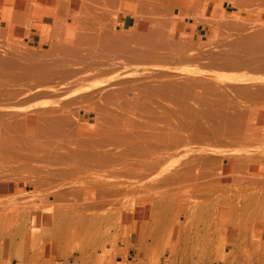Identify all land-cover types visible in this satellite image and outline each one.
Instances as JSON below:
<instances>
[{
  "label": "bare ground",
  "instance_id": "obj_1",
  "mask_svg": "<svg viewBox=\"0 0 264 264\" xmlns=\"http://www.w3.org/2000/svg\"><path fill=\"white\" fill-rule=\"evenodd\" d=\"M186 20L209 26L210 32L187 33ZM33 33L47 50L26 48L23 38ZM162 52L180 55L187 64L203 60L211 69L179 72L161 65L163 70L149 71L144 62L149 72L135 73L117 72L112 65L130 56L150 62ZM96 70L115 75L90 84ZM0 110V162L17 163L16 175H0V241L23 238L26 225L19 232L9 228L39 214L48 218L43 233L56 242L93 240L96 231L82 234V229L102 228L110 210L119 214L118 239L126 228L135 230L142 204L150 230L163 196L156 201L153 188L170 180L177 185L167 183L173 188L164 193L163 208L176 210L171 223L180 227L196 207L190 198L201 185L264 189V0H0ZM167 154L172 160L165 166ZM228 189L223 194H232ZM211 191L212 199L213 192L222 193ZM184 195L187 201L180 199ZM256 195L248 196L256 203ZM216 201L209 221L221 224L216 212L227 200ZM243 213H226L228 226L242 223L239 234L248 224Z\"/></svg>",
  "mask_w": 264,
  "mask_h": 264
},
{
  "label": "rangeland",
  "instance_id": "obj_2",
  "mask_svg": "<svg viewBox=\"0 0 264 264\" xmlns=\"http://www.w3.org/2000/svg\"><path fill=\"white\" fill-rule=\"evenodd\" d=\"M223 1H225V0H223ZM233 11H234V9L231 8L230 6H228L226 13H227V15H231L233 13ZM182 26L187 33L203 35V34L210 32L209 26L199 24V23H196L194 21H188V20L183 21ZM44 37H46V36H44ZM24 38H23V40H24V42H26V48L28 50H31V51L37 50L40 52H44L48 48V46L46 44H38V40H39L38 38L39 37H37V35L34 36V33L31 34L29 37H24ZM27 45H30V46H27ZM161 55H163V56H161ZM158 56L154 57L156 59V61L158 59V61L156 62L157 64H155V65H154V63H155L154 58H151V61L153 59V64H152L150 60H149L150 62H146V61H148V57L136 58L135 56H130V57H123L121 59H118V61L116 59V63L122 62L121 65H120V63L116 64L115 62H113L112 65H115V67L117 65V68L119 67L118 69L115 68L114 66L112 67V65H109L110 67H108V68L117 69V72H120V71L123 72L126 70L131 71L132 70L133 72L136 73L137 71L144 70V69H145V71H146V69L148 71V68H150L149 71H151L153 69V67H154L153 70H156V69L157 70L158 69L163 70V68H164V70H166L170 66L171 70H175V71L178 70L179 72H181L180 69H182V70H187L190 68L198 69L199 67L204 69L205 67H207V64H205L203 60H202L203 63L200 60H197V61H199L197 63L196 59H192L193 62L195 60L198 67L196 66V63L195 62L192 63L191 60H189L191 62L188 64L184 63L185 62V61H183L184 59L182 60V58H179L180 55H177V54L173 55L174 58L176 57V58L180 59V61H179V59H177L176 63L174 62L176 59H174L169 54H165L164 52H162L160 54L159 58H158ZM160 57H162V58H160ZM164 57H165V59L167 57V59L166 60L163 59ZM124 58H131L133 61H131V59H124ZM135 58H136V60H135ZM144 58H146V60H144ZM162 59L164 61H162ZM125 60H126V62H125ZM167 60L171 61L172 64L170 62H168ZM186 61H188V60H186ZM144 62L147 63V65H149V67ZM162 62H163V64H161ZM164 62H165V65H164ZM181 62H183V63H181ZM125 63L126 64L128 63V64L126 65ZM149 63H151L152 65H150ZM174 63H175V65H174ZM123 64L126 65L127 67L129 65H131V66H129L127 69L126 66L122 67ZM180 64H183L186 67V69H184L185 67L183 65H181V68H180ZM156 65H158V66H156ZM159 65H160V67H159ZM161 65H163L164 67L162 66L163 67L162 68ZM191 65H193V67ZM172 66L176 67L177 69L172 67ZM131 67H133V69H131ZM121 68H123V69H121ZM139 68H140V70H138ZM208 68L209 67H207L205 69L207 71H209L211 68L210 69H208ZM96 71H97V73H98V71H100V72L98 74H96V72H94V71H89V72L87 71V73L90 75L93 72L95 73V74L93 73L91 75L92 77L93 76L96 77L95 75H97V77L95 79L91 80L93 83L90 81V79L92 77L89 79L90 84H97L100 82L102 84L101 80H103L107 77H111L112 74H113V76L115 75L114 70H113V72L111 71L112 73L109 72L111 76H108L107 73H103L104 71L103 72L101 70H96ZM87 73H85V74H87ZM98 77H100V78H98ZM96 79H99V80L101 79V80L99 81ZM71 80H72V78H71ZM66 82H70V79L69 80L67 79ZM17 99L18 98L14 99V101L16 100L15 102H17ZM20 100H19V102H20ZM85 105H87V104H85ZM79 112L81 114L83 113L82 110L81 111L79 110ZM91 122H92V120H91ZM0 133H2L1 130H0ZM168 156H169V154L166 155V159L168 158V160L165 162V164H164L165 166L169 165V161L172 160V158H170L171 156H169V157ZM2 163H4V162H2ZM15 163L16 162H14V163L9 162V163H7V166H6V164H5V166H2L4 164L1 165V162H0V167L2 166L0 168V170L4 167L8 168V169H5V168L3 169V173L5 172L4 174H1L2 173V170H1L0 175H6V174L7 175L8 174L9 175H16V173H14V172H16L15 169H16L17 163L16 164ZM8 164H10V165L12 164L11 167H13V168H11ZM6 170H8L10 173L6 172ZM11 172H12V174H11ZM21 175H25V174L21 173ZM136 179H138V178H136ZM138 181L139 180H136V183ZM171 181L174 183L176 180L175 181L170 180L167 182L162 181V183H160L161 185L157 181L154 182V184L156 182L158 184V185H156V187L154 186V188H153V189H155V190H153L154 191V194H153L154 199L158 202L160 200H162V201H160V203L157 202L159 204V207L156 206L157 209H155V210L156 211L158 210L157 211L158 214H156V211L155 212L153 211L154 214H156V216H157L155 219L157 221L154 222L155 224L153 223L154 226H152V229H150V230H149V228H150L149 225L151 222L148 221L149 219L145 220L148 217L145 215V211H141V209L145 210V206L143 207L144 204H142L140 207H138V208H141V209H139L140 211L136 210V218H137L136 219V225L137 226L135 227V230H133L131 227L126 228L124 233H123L125 235L124 237L121 236L120 238L116 239V236H114L117 234V232H116L117 231V225H116L117 223L116 222H118V218H119V216H116V215H119V214H118V211L110 210L109 215L112 216V218L109 216V218L107 219L108 221L106 220L105 223L103 222L104 228L103 227L101 228V226L99 225L98 230H97V228L94 230L93 228H90L88 224H86V226H88V227L84 226V228L82 229V234H85L86 231H89V233H90V230L91 231L93 230V232L96 231L97 236H95V234L91 235V236H93V240H92V237H90V236H88V237L82 236V238L75 240L77 238L76 237L74 239L75 241L73 243L71 242V243H68L66 245H64L66 243V241L60 242V240L57 239L58 242H56L54 240L55 239L54 235H52L50 232L48 233V231H47L46 234L47 233H48V235L51 234L52 235V236L50 235L51 239H50V236L45 235V232L43 233V231H45V228L44 227L42 228V226H45V225H43V224H45L43 222L46 219L48 221V218L46 217V215L43 216V214H39L38 216H40V215H42V216L41 217L36 216V217H34V219L31 218L29 220L27 218V219H25V222H24V220L19 218V220L16 221V223H18V222L19 223L16 225L13 224L9 229L12 230L13 232H17V228H18V232H19L20 229L26 225V227L24 229L25 230L29 229V230H26L29 232H26L27 234H24L23 238H17L14 241L9 238L11 242L13 241L12 244L9 241V239H4V240L0 241V246H2L0 248V250L2 251V249H3V251H4V252L2 251L3 253L2 252L0 253V264H264V225L262 223V221H264V208H263V206H264V200H263L264 199V193H263L264 189L261 190L259 188V186H257V188H256V186H254V185H242V184L238 185V183L237 184L236 183L229 184V185H231L232 188L229 187V185H227V184L222 185L220 187L219 186L218 187H212L209 185H207V186L201 185L202 188L200 187L198 190L194 191L193 192L194 196H192V198H190V200H194L195 202H197V205H196V207L194 206L193 209L190 208V210L187 211L186 217L187 216L188 217L184 220V222L181 221L182 219L180 220L181 224L183 222L182 226L180 225V227H181L180 228L179 224H177L176 222L171 223V216L173 215L174 212H176V210L168 209L166 207L163 208L164 203L166 201L165 200L166 198L163 199L164 193L170 192V190H172V189L169 190V188L177 185L176 183L173 184ZM163 182H166V184H164ZM169 182H171L172 186L168 185ZM162 184H163V186L168 185L169 187L164 188L162 186ZM235 185L237 187H235ZM138 186L140 189V183H138ZM243 186H244L245 190L244 189L239 190V188L242 189ZM209 187H212V188H209ZM249 188H252V189L254 188V190H252V189L250 190ZM208 189H209V191H211V190L216 191L217 190L219 193L220 192H222V193L218 194L217 192H213L214 195H217L216 196L217 198L213 196V199H214L213 200L212 195L208 192ZM219 189H220V191H219ZM227 189L228 190L231 189L230 190L231 192H232V189H234L232 194H228L229 196L226 195L227 192L223 194V192L225 190L227 191ZM236 189H237V191H236ZM204 191H205V193L208 192L207 198H209V200L212 199L213 201L207 200L206 196L204 197V195H206V194H204ZM212 191H211V193H212ZM234 191H236V192H234ZM254 191H256V192H254ZM257 191H260V192H257ZM256 193H257V195H260V198L256 199L257 201L255 203V201H254L255 197L254 196L256 195ZM26 194H27V197L30 196V188L26 187L25 196H26ZM155 195H157V196L155 197ZM161 195H163V196L161 197ZM165 195H166V193H165ZM201 195H202V198L204 197L203 199L200 197ZM248 195L253 196L254 198L249 197ZM257 195H256V197H257ZM158 196L161 197L160 200H158V198H159ZM187 197L188 196L184 195V196L180 197V199H182L183 201H187L188 200ZM194 197H196V198H194ZM197 197L200 198L199 201H197V199H198ZM239 197H241V199ZM184 198H186V199H184ZM224 198L227 200L226 204H224L225 206L223 205L225 208L224 209L221 208V212H220V209L218 212H216L217 219L219 218L218 220H221L220 221L221 224L219 223V221L216 222V224L212 223L211 221H209V219L211 217H213V215H214L213 211H215V210H213V209H215L216 204H219V202H217L216 200L219 199V201H222V199H224ZM237 198L239 200H237ZM33 199H30V200H33ZM35 199H36V197H35ZM249 199H250V201H249ZM48 200L52 201V196H50ZM247 201H249L250 203ZM252 202H254V204H256V205H254ZM211 203H213V204L211 205ZM261 203H263L262 207L260 206ZM232 204H233V206H231ZM248 204H250V205H248ZM182 206H183V204H181V202H180L179 208L176 207V209L178 208V210H180V208H182ZM250 206L251 207L253 206V208L255 206V208L253 209ZM248 207H249V209H248ZM259 207H261V211H260V213L257 214V212H259L258 209H260ZM227 208H229L228 209L229 211L227 210ZM246 208L248 210H250L249 214H248V211ZM231 209H233V210H231ZM244 209H246V210H244ZM243 211H244L245 215H246V213L248 215V216L244 215L245 218H247V219H245V221H247L248 224L246 227L243 226V228H246V230L239 234V231L242 229L241 228L242 223H241V226L238 225V226H235V228H233L232 226H228V224H229V222L227 221L228 217H229L228 214L231 216L234 213V216H235L238 212L239 216L242 217ZM245 211H247V212H245ZM111 212L113 213V215ZM141 212H142L143 216H142ZM11 213H14V212H11ZM132 213L133 212H130L129 214L134 215ZM159 213H161V214L159 215ZM226 213H228V214H226ZM114 215L116 216L115 218H114ZM210 215H211V217H210ZM219 216L222 218H220ZM45 217H46V219H45ZM96 217H98V214L95 216V218ZM158 217H159V220H158ZM35 218L37 219L38 223H36L37 221ZM110 218L113 221L109 220ZM116 218H117V220H115ZM32 219H33V221L35 220V222H33ZM132 219L133 218H130V220H132ZM130 220H129V222H130ZM188 220L190 223L188 222ZM251 220L252 221L257 220V221L252 222ZM258 220L260 222H258ZM160 221H161V223H160ZM113 222H114L115 226L111 225ZM131 222H133V220ZM156 222L158 224H156ZM163 222H165V223H163ZM256 222H258V223L254 224ZM259 223L260 224L262 223V225H260ZM22 224H23V226H22ZM30 224L35 225L37 230L34 228L33 225L31 227H29ZM37 224L39 226H41L40 230H39V228H37V226H38ZM207 224H209V225H207ZM27 225H28V227H27ZM253 225H255V226H253ZM257 225H258V227H256ZM107 226H109L111 229H109V227H107ZM231 227H232V229H231ZM99 228L102 230H100ZM106 228H108V229H106ZM189 228H190V230H189ZM72 230L74 231L75 228L74 229L71 228V231ZM99 230H100V232H98ZM237 230H238V232H237ZM33 231H36V232H33ZM41 231H42V233H41ZM103 231H104V233H103ZM37 232H39V234H40L39 236L37 235ZM41 234H42V236L43 235H45V236L42 238ZM149 234L151 236H149ZM33 235H34V237H33ZM72 235H76L75 231L73 232ZM31 236H32V239H35L34 241L31 240V238H29ZM46 236H48V238ZM40 237L42 240L40 239ZM97 237H99V238H97ZM44 238H45V240H44ZM52 238H54V239H52ZM38 239H40V240H38ZM97 239H100V240H97ZM5 240L7 241L6 243H5ZM31 242H33V244ZM8 243H10V244H8ZM30 243L32 244L31 247L34 248L33 250L30 247ZM35 243H36V245H34ZM5 244H8L10 247L8 245H5ZM57 244H59V245L57 246ZM98 244H99V248L96 249ZM4 245H5V247H4ZM61 245H62V247H61ZM63 246H65L66 248ZM6 247H8V249H10V248L12 249V250L7 249L8 250L7 254L5 252ZM4 248H5V250H4ZM74 254H75V257H74Z\"/></svg>",
  "mask_w": 264,
  "mask_h": 264
}]
</instances>
